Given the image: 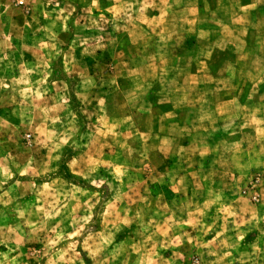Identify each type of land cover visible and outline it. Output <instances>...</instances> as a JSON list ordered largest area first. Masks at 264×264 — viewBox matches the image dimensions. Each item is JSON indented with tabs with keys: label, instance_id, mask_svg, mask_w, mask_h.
Returning a JSON list of instances; mask_svg holds the SVG:
<instances>
[{
	"label": "rangeland",
	"instance_id": "374dc122",
	"mask_svg": "<svg viewBox=\"0 0 264 264\" xmlns=\"http://www.w3.org/2000/svg\"><path fill=\"white\" fill-rule=\"evenodd\" d=\"M0 264H264V0H0Z\"/></svg>",
	"mask_w": 264,
	"mask_h": 264
}]
</instances>
